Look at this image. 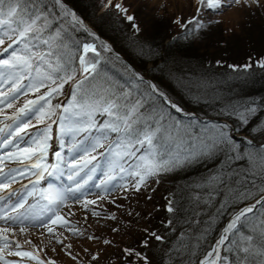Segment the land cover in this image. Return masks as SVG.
I'll list each match as a JSON object with an SVG mask.
<instances>
[{
    "label": "snow or ice",
    "instance_id": "obj_1",
    "mask_svg": "<svg viewBox=\"0 0 264 264\" xmlns=\"http://www.w3.org/2000/svg\"><path fill=\"white\" fill-rule=\"evenodd\" d=\"M234 2L240 4L241 0ZM243 2L261 6L260 0ZM194 3V16L187 20L177 16L171 21L186 35L219 23L211 18L205 21L204 17L208 13L219 14L231 6L232 0ZM98 6L101 12L114 8L134 34L141 33L136 16L124 0H99ZM165 7L161 4L157 11ZM80 32L91 40L74 35ZM103 53H110L124 66L127 78L123 83L103 71ZM254 64L264 69V58ZM228 67L234 72L240 68L247 72L253 63ZM177 80L192 102L212 105L207 98V80ZM65 86L71 90V98L66 104H53L54 98L65 94ZM29 94L35 98H25L22 106L16 107V102ZM214 99L220 101L213 111L221 119L186 109L156 83L125 64L65 0H0V264H18L7 257H27L45 264L33 252L21 251L20 243L9 238L10 234L16 235L13 229L18 228L22 234L28 227L53 234L56 243L69 249L67 255L79 264L77 255L70 251L72 245H64L56 238L50 225L63 226L72 235H84L69 226L62 210L68 207V201L85 209L96 203L86 197L89 182L98 170L103 178L91 187L99 190L96 195L102 200L101 193H140L171 172L207 164L213 165L208 176L191 186L193 216H201L196 209L212 206L213 202L219 207L212 220L225 213L230 215L199 264H264V142H257L255 136L259 132L264 137V100L224 103L222 98ZM6 109L14 110L9 114ZM98 116L104 119L98 122ZM53 125L59 126L58 133ZM29 129L35 130L30 133ZM66 134H71V158L53 149L55 163H48L49 142ZM60 147L63 149L64 144ZM101 160L105 163L101 164ZM117 176L121 181L127 178L126 182L115 183ZM65 177L66 184L40 186L48 178ZM24 179L27 184L19 189L12 187ZM219 196L223 199L218 200ZM29 197L38 199L29 203ZM110 202L115 203V198ZM173 205L169 201L168 212H174ZM105 219L117 218L110 215ZM188 222L191 224V219ZM172 223L168 221L169 226ZM111 231L117 233L119 229L113 227ZM144 231L155 241L164 240L156 232ZM207 231L206 228L197 237V247ZM86 238L105 246L113 244L103 237ZM142 246L148 247L149 241L144 240ZM222 251L226 253L223 256ZM123 252L150 264L147 256L134 249L124 248ZM89 254L91 262L99 264L100 252Z\"/></svg>",
    "mask_w": 264,
    "mask_h": 264
},
{
    "label": "trees",
    "instance_id": "obj_2",
    "mask_svg": "<svg viewBox=\"0 0 264 264\" xmlns=\"http://www.w3.org/2000/svg\"><path fill=\"white\" fill-rule=\"evenodd\" d=\"M65 2L111 46L113 52L119 54L125 64L131 65L145 79L156 83L177 103L190 111H196L201 116L207 114L215 119H221L216 117L213 111V107L220 106V101L214 97L222 98L224 103L264 100V69L254 64L257 59L264 58V19L257 26L260 29L257 35L253 33V25L240 37L242 41L240 46L239 40L232 41V37H223L219 23L199 33L186 35L182 29L173 32L170 21L162 15L141 14L142 8L132 9L130 13L136 16L137 23L142 29L141 33L136 35L122 17H117L110 10L99 11L97 0ZM74 35L81 40H91L82 32ZM97 46L99 47L98 41ZM250 62L253 63V67L247 72L242 68L234 72L228 67L229 64L239 67ZM101 67L107 75L121 83L127 78L124 66L111 57L110 53L102 54ZM177 78L207 80L209 85L206 90L207 98L212 101V105L192 102ZM70 98L71 90L65 86L64 97L59 102L66 104ZM58 100L59 97L54 98L52 103H58ZM255 136L257 142H264V137H261L259 132ZM212 167L211 164L196 165L171 172L161 179L159 195H147L148 198L151 197L153 210L146 214L143 219L145 224L136 230L131 240L120 247L116 264H143L135 255H126L123 252L124 248L134 249L147 256L150 264H199V260L214 244L230 215L225 213L212 220L219 207L218 203L213 202L212 206L201 205L196 209L202 213L201 216H193L190 197L194 192L191 186L200 182L202 177H207ZM125 199L134 201L132 197ZM217 199L222 200L223 196ZM169 201L174 202L172 213L167 210ZM130 204L129 207L133 206ZM136 213L143 214L141 210L132 214ZM190 219L191 224L188 222ZM197 219L200 220L199 224L195 223ZM169 220L173 222L170 226ZM207 222H210V227ZM206 228L208 231L197 247V237H201ZM145 229L148 232H156L164 237V240L155 241L147 235ZM144 240L149 241L148 247L142 246ZM225 254L221 252L222 256Z\"/></svg>",
    "mask_w": 264,
    "mask_h": 264
},
{
    "label": "rangeland",
    "instance_id": "obj_3",
    "mask_svg": "<svg viewBox=\"0 0 264 264\" xmlns=\"http://www.w3.org/2000/svg\"><path fill=\"white\" fill-rule=\"evenodd\" d=\"M99 0H97L98 5ZM114 3L119 2V0H113ZM125 6L129 7L130 11L132 9H141V14H152V15H162L170 21L171 28L173 32H178L180 28L173 24L171 21L177 16L183 17L185 20L194 16L196 14V6L194 0H124ZM165 5L163 11L158 12L159 6ZM260 7L255 5L248 6L243 0L240 4H236L232 0L231 6L224 8L219 14L208 13L205 15L204 19L207 21L209 18L215 21H219V26L221 27V32L223 37L230 38L233 40H239L240 46H242V37L249 27L253 25V33L257 35L260 29L257 28L259 22L264 19V0H260ZM99 11H101L99 9ZM117 17H122L119 15L114 8L110 9ZM241 35V36H240ZM235 38V39H234ZM103 40V39H102ZM105 41V40H103ZM106 42V41H105ZM107 43V42H106ZM108 44V43H107ZM64 97H59L60 99ZM34 99L33 94H29L27 97H21L19 101L16 102V107L22 106L24 99ZM14 109H6V111L11 114ZM104 117H97V121L100 122ZM34 122V121H33ZM38 128H42L43 125H37ZM55 132H59V126L53 125ZM35 129H29L31 133ZM51 147L49 149L48 163H55V157L52 155V150L62 151V155L70 159L68 153V147L71 144V134L59 135L57 139L49 142ZM61 143L64 144L63 149H61ZM102 151V149H101ZM105 161L101 160V164ZM15 166V165H9ZM118 171V169H117ZM102 171L98 170L93 181L89 182V194L86 199L95 200L96 203L89 205L87 209L83 208L81 204L68 201V207L62 210V214L65 219L69 222V226H74L84 233L83 236L72 235V233L65 227L60 225H50L54 229L55 237L63 241L64 245L71 244L72 248L70 251L73 255H77L79 264H90L91 256L89 253L100 252L101 260L99 264H116L118 259V253L121 246L128 243L132 236L135 235L136 230L142 227L145 222L146 214L153 210L152 202L147 197V195L156 194L159 195L161 188L160 183L151 182L149 187L142 189L140 193L129 192L127 194L119 191H113L110 195L101 193L104 199H98L96 193L98 189L91 187V184L98 182L102 179ZM34 179V178H33ZM121 181L119 176L115 183H125ZM27 179L21 180L20 183L13 184L12 187L19 189L22 184H27ZM47 183H54L56 185L68 183L66 177L63 180H54L48 178L46 181H41L42 187L47 186ZM30 187V186H29ZM126 197L134 198L133 202H130ZM150 197V196H149ZM115 198V203H111L110 200ZM38 198L29 197V203H35ZM41 203H46L41 201ZM135 203V204H130ZM133 205L129 207V205ZM120 205V207H117ZM69 209L71 211H69ZM142 211V215L139 213L132 214L134 211ZM39 211V208H37ZM93 213H99V215H93ZM115 215L116 220L105 219L106 216ZM136 215V216H132ZM115 227L119 229V232L113 233L111 229ZM16 235L10 234V239L18 241L21 245V251H31L34 255H37L41 260L54 261V264H77V261L71 259L67 252L69 249L63 247L61 244L56 243V239H53V234L48 233L43 228H32L28 227L24 233H20L18 228L13 229ZM89 235H94L98 237H103L113 241L112 246H105L102 243H97L94 241H89L86 237ZM30 241V243H28ZM87 248L89 251L85 252L84 249ZM55 249V251L53 250ZM13 250H15L13 248ZM8 259L18 261V264H37L34 260H29L27 257H7ZM91 264H96V262H91Z\"/></svg>",
    "mask_w": 264,
    "mask_h": 264
},
{
    "label": "water",
    "instance_id": "obj_4",
    "mask_svg": "<svg viewBox=\"0 0 264 264\" xmlns=\"http://www.w3.org/2000/svg\"><path fill=\"white\" fill-rule=\"evenodd\" d=\"M101 39V38H100ZM102 40V39H101ZM103 41V40H102ZM105 42V41H104ZM229 219V217L225 220V222H224V224H223V226L226 224V222H227V220ZM223 226H222V228H223ZM222 228L220 229V231L222 230ZM220 231H219V234H220ZM218 237H219V235H218ZM217 237V238H218ZM215 243V242H214Z\"/></svg>",
    "mask_w": 264,
    "mask_h": 264
}]
</instances>
